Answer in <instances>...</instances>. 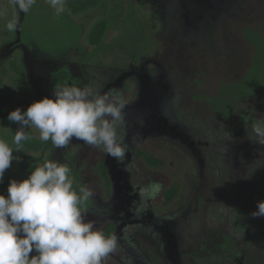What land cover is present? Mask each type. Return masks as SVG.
Returning <instances> with one entry per match:
<instances>
[{"label":"rangeland","instance_id":"374dc122","mask_svg":"<svg viewBox=\"0 0 264 264\" xmlns=\"http://www.w3.org/2000/svg\"><path fill=\"white\" fill-rule=\"evenodd\" d=\"M13 19L19 27L8 31ZM102 20L108 32L92 45ZM62 71L69 79L56 85L120 90L129 151L118 162L75 138L56 148L26 128L31 139L13 150L18 159L5 170L0 194L53 159L70 167L74 189L92 191L81 206L86 220L100 230L114 225L116 248L102 264H264V216L252 215L264 200V138L251 124L264 120V102L235 107L234 99L264 90V0H101L59 16L46 0L27 14L0 0V139L13 149L19 125L8 113L54 98L51 79ZM213 81L214 92L223 87L233 96L216 124L203 108L204 85ZM195 113L218 147L201 151L189 120ZM145 147L164 167L135 156ZM173 182L178 195L162 207L158 198Z\"/></svg>","mask_w":264,"mask_h":264},{"label":"clouds","instance_id":"9594fccd","mask_svg":"<svg viewBox=\"0 0 264 264\" xmlns=\"http://www.w3.org/2000/svg\"><path fill=\"white\" fill-rule=\"evenodd\" d=\"M57 16L66 0H46ZM37 0H12L18 12L27 14ZM18 19L6 24L16 31ZM120 90L101 92L91 86L56 85L54 98L45 96L26 110L19 107L7 119L19 125L13 137L15 149L0 139V182L18 157L22 141L31 137L26 128L39 131L40 139L64 148L73 138L122 162L129 145L120 129L126 125ZM248 124L249 120L243 117ZM253 131L264 138V120L251 121ZM229 135V134H228ZM264 142V141H261ZM92 195L87 187L74 189L71 169L56 160H45L22 180H10L7 196L0 194V264H102L116 248V237L106 236L86 220L82 205ZM253 216H264V200ZM35 252V255L30 253Z\"/></svg>","mask_w":264,"mask_h":264},{"label":"trees","instance_id":"16d2710c","mask_svg":"<svg viewBox=\"0 0 264 264\" xmlns=\"http://www.w3.org/2000/svg\"><path fill=\"white\" fill-rule=\"evenodd\" d=\"M100 1L101 0H66V7L69 10V13L75 14L83 10H87L90 8L92 9V8L97 7ZM107 28H108L107 24H105L104 20H102L96 27L95 31L89 37L88 42L92 45H96L99 42H101L108 32ZM207 72L208 70L204 69L202 71V75L204 74L206 76L208 74ZM242 78L243 79L241 80V83L246 84L249 82V79L247 76L242 75ZM68 79H69V73L62 71V72L55 74L52 77L51 82L55 85L62 84V83H65ZM215 84L216 82L214 81L211 82V85L208 83H205L204 85L205 97H208L207 99L209 102L208 103L206 101L203 102V108L207 110V113L206 112L204 113L208 118L212 119L214 124L220 123V121H222V119L227 116L228 114L227 108H230L231 102L233 101V96L231 95V93H227L226 90L223 89V87L219 94L218 92H214ZM214 97L217 101V104L214 101ZM210 98H213V100L211 101ZM234 99H235V107L239 105L240 103H244V104L249 103L252 105L253 108L261 109L262 108L261 106H263L262 103L264 102L263 86L261 87V90L259 91L256 97H253L251 99L247 98L245 100H242L243 95L240 93L238 95L235 94ZM218 101H219V106H217ZM211 108L215 110L212 111ZM263 109H264V106L262 110ZM189 116H190L189 118L190 123H193L190 125L196 127V130L198 131V133H201L200 134L201 151L203 150V147L205 148V151L210 150L207 148V145H212V147L214 145L215 147H218L216 145L217 142L214 139L210 140V138L206 136V134L204 133L202 129L203 120L200 119V115L198 113H195L192 115L190 114ZM133 153L135 154L137 158L141 159L142 162L148 167L157 168V169L164 167V162L161 159H159L157 156H155L154 154L150 153L148 147L135 148ZM178 192H179V185L176 182H173L167 189L161 192L158 198L159 205L162 207H165V206L172 204L175 198L177 197ZM102 231L106 236H111L112 233H114V225L111 223H108L107 225L104 226Z\"/></svg>","mask_w":264,"mask_h":264}]
</instances>
